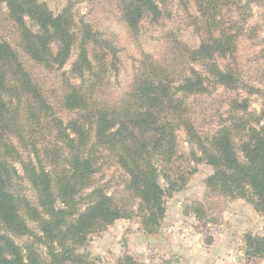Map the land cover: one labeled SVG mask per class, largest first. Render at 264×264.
<instances>
[{"label": "trees", "instance_id": "1", "mask_svg": "<svg viewBox=\"0 0 264 264\" xmlns=\"http://www.w3.org/2000/svg\"><path fill=\"white\" fill-rule=\"evenodd\" d=\"M194 4L199 19L210 27L199 45L188 52L196 60H205L207 74L216 85L234 89L239 85L235 73L220 69L214 57L232 55L238 34L217 21L213 0H194ZM3 5L19 32L22 53L35 65L61 71L72 48L71 19L66 11L54 14L40 0H0V9ZM161 5L162 0H118L121 19L134 37L145 20L157 23L163 18ZM82 32L76 59L59 76L61 104L79 116L66 123L55 117L15 50L0 41V264H95L76 247L88 235L117 220L130 219L134 205L145 230L155 232L164 215L165 193L175 189V183L162 173L176 157L179 129L201 156L195 160L213 169L206 187L220 196L243 199L264 214V108L255 116L240 105L235 124L203 140L196 134L187 99L207 91L206 78L191 69L173 84L167 81L169 71L153 60L140 62L139 75L120 100L108 105L87 102L81 91L85 76L90 78L98 67L85 47L87 41L93 59L101 65H109L116 49L96 32ZM174 44H178L176 39ZM41 119L53 123L66 146L60 171H46L29 153L23 157L15 152L19 148L12 139L26 141L30 147L32 143L24 137L33 134L30 124ZM102 151L110 152L124 173L132 204H119L105 185L94 182L96 155ZM16 163L34 200L17 192L14 182L23 177ZM159 176L168 181V192L160 186ZM245 247L248 264L264 258V236L246 235ZM118 264L140 263L127 256Z\"/></svg>", "mask_w": 264, "mask_h": 264}, {"label": "rangeland", "instance_id": "2", "mask_svg": "<svg viewBox=\"0 0 264 264\" xmlns=\"http://www.w3.org/2000/svg\"><path fill=\"white\" fill-rule=\"evenodd\" d=\"M40 1L54 14L65 10L71 19L72 48L62 70L44 69L22 53L19 32L8 18L4 5L0 9V41L7 42L15 50L49 102L55 117L64 123L77 120L79 116L63 108L59 76L61 72H68L76 59L83 29L96 32L116 49L114 59H108L109 65H101L93 59L94 53L87 41L85 47L90 51L92 63L98 64L90 78L85 76L87 82L81 89L87 102L90 99L91 103L108 105L120 100L130 86L132 88L134 77L139 75L140 62L146 60L148 64L153 60L169 71L167 81L173 84L181 76L188 75L191 69L206 78L207 91L187 99L196 134L203 140L211 138L219 129L235 124L240 105L255 116L264 108V0H213L217 21L238 34L232 55L214 57L220 69L235 73L239 85L234 89L216 85L207 74L205 60H196L188 52L199 45L210 27L199 19L194 0H162L163 18L157 23L145 20L136 37L128 32L121 19L118 0ZM175 39L178 44H174ZM52 48L55 51L54 45ZM148 69L147 66L143 74L146 75ZM161 75L165 76V73ZM74 83L78 85L79 81ZM30 126L33 134L25 135L24 139L32 145L29 147L26 141L19 142L14 138L12 142L19 148L15 152L23 157L29 153V158H34L36 164L46 171H60L67 149L53 123L49 119H41L33 121ZM195 158L201 156L188 143L185 132L179 129L176 157L164 166L162 173L175 183V189L169 193L168 181L159 176L160 186L168 193H165V211L156 231L149 233L145 230L134 205L130 219L117 220L105 230L88 235L86 242L76 247L77 252L95 264H118L127 256L140 264H187L189 251L202 250L218 240L241 252L247 263L244 257L245 236H264V214L256 212L243 199L220 196L208 189L206 180L213 174V169ZM96 161V185H105L108 194H112L119 204H132L124 186L126 177L114 163L110 152L97 153ZM14 166L23 177L14 182L17 192L34 200V193L19 164ZM263 262L264 258L251 264Z\"/></svg>", "mask_w": 264, "mask_h": 264}, {"label": "crops", "instance_id": "3", "mask_svg": "<svg viewBox=\"0 0 264 264\" xmlns=\"http://www.w3.org/2000/svg\"><path fill=\"white\" fill-rule=\"evenodd\" d=\"M214 240L211 245L199 250L189 251L187 264H247L242 259L241 252ZM264 264V262L262 263Z\"/></svg>", "mask_w": 264, "mask_h": 264}]
</instances>
